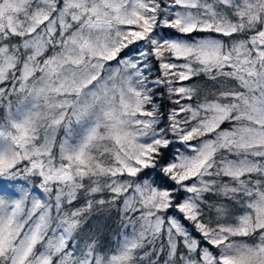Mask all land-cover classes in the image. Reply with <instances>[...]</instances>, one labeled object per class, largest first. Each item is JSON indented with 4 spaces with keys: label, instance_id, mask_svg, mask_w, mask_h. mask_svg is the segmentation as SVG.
<instances>
[{
    "label": "snow or ice",
    "instance_id": "1",
    "mask_svg": "<svg viewBox=\"0 0 264 264\" xmlns=\"http://www.w3.org/2000/svg\"><path fill=\"white\" fill-rule=\"evenodd\" d=\"M0 264H264V0H0Z\"/></svg>",
    "mask_w": 264,
    "mask_h": 264
},
{
    "label": "trees",
    "instance_id": "2",
    "mask_svg": "<svg viewBox=\"0 0 264 264\" xmlns=\"http://www.w3.org/2000/svg\"><path fill=\"white\" fill-rule=\"evenodd\" d=\"M112 239H114L113 237H109V240H112Z\"/></svg>",
    "mask_w": 264,
    "mask_h": 264
}]
</instances>
